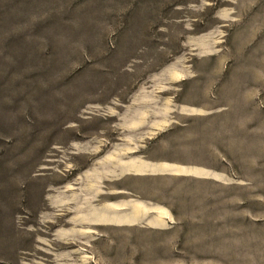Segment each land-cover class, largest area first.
<instances>
[{"label": "rangeland", "instance_id": "374dc122", "mask_svg": "<svg viewBox=\"0 0 264 264\" xmlns=\"http://www.w3.org/2000/svg\"><path fill=\"white\" fill-rule=\"evenodd\" d=\"M0 264H264V0H0Z\"/></svg>", "mask_w": 264, "mask_h": 264}, {"label": "crops", "instance_id": "0c3cea01", "mask_svg": "<svg viewBox=\"0 0 264 264\" xmlns=\"http://www.w3.org/2000/svg\"><path fill=\"white\" fill-rule=\"evenodd\" d=\"M163 165V164H162ZM156 170L161 171L164 170V168H157ZM187 176V175H186ZM188 176H192V175H188Z\"/></svg>", "mask_w": 264, "mask_h": 264}]
</instances>
